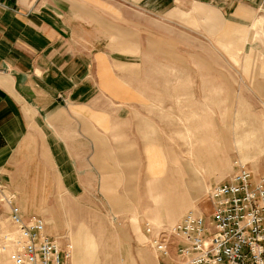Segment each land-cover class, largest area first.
Listing matches in <instances>:
<instances>
[{"label": "crops", "instance_id": "1", "mask_svg": "<svg viewBox=\"0 0 264 264\" xmlns=\"http://www.w3.org/2000/svg\"><path fill=\"white\" fill-rule=\"evenodd\" d=\"M180 3L212 7L210 17L217 20L219 12L240 24L241 36L247 25L260 27L264 14V0H0V174L26 215L37 213L36 206L53 207L60 214L59 207L65 204L77 208V219L87 220L88 207L99 204L119 212L139 206L140 136L157 135L161 142L163 131L161 121L153 129L156 123L139 112L143 106L133 96L142 87L131 84L133 75L126 65L142 60L144 54L129 53L130 41L115 30L128 28L135 18L136 28H145L141 20L146 15H167ZM159 154H148L150 180L165 175L166 161ZM188 165L193 171L190 183L203 184L212 177L192 161ZM169 169L174 172L177 167ZM97 182L106 183L101 198L105 201L98 198L102 186ZM171 186L157 185L150 219L173 222L186 207V194L176 183ZM179 192L178 201L162 206ZM132 221L142 239L139 219ZM80 229L73 235L76 246L90 236ZM110 247L99 255L101 264L106 253L114 251V244ZM0 250V264H12L9 251ZM120 252L117 263L123 264ZM143 261L159 264L153 258Z\"/></svg>", "mask_w": 264, "mask_h": 264}, {"label": "rangeland", "instance_id": "2", "mask_svg": "<svg viewBox=\"0 0 264 264\" xmlns=\"http://www.w3.org/2000/svg\"><path fill=\"white\" fill-rule=\"evenodd\" d=\"M212 9L198 3H182L167 15H146L141 20L145 28H136L135 18L128 28L115 30L120 38L130 41L129 53L144 54L142 60L126 65L133 75L131 84L142 87V92L133 96L143 106L139 112L156 123L151 127L159 128L161 121L163 132L161 142L157 135L154 139L145 133L140 136L136 175L139 206H127L126 211L119 212L99 204L88 207L84 217L87 220L77 219L80 214L72 205H61L60 214L53 207H33L37 212L34 214L52 220L46 222L47 232L73 243V235L81 228L79 231L90 235L86 238L97 242L93 259H89L91 248H86L89 252L82 264H101L99 255L112 244L114 251L106 253L105 264H122L117 263L118 249L123 264H144L143 258H153L160 264L150 246L152 235L146 232L147 224L153 229L173 225L190 209L209 213V189L240 164L255 173H264V14L259 19L260 27L247 25L248 30L241 36L240 24L224 19L219 12L217 20H213ZM228 48L236 51L234 55ZM157 103L163 108L159 109ZM170 103H176V108L170 109ZM150 153H160L165 158L166 172L161 180L147 177ZM189 161L205 176L211 174L210 180L190 183L193 171ZM171 165L177 167L175 173L170 171ZM214 168L218 169L212 173ZM221 171L225 173L223 177ZM174 183L178 191L186 194V207L173 222L150 219L148 214L154 212L157 204L153 196L157 185L173 187ZM100 184L98 198L105 201L101 198L106 183ZM180 197L181 193L175 194L162 206L170 207L175 203L172 199L178 201ZM43 210H48L47 214ZM133 217L139 219L142 239L134 231ZM6 233L16 235L17 227L4 216L0 219V244ZM73 246L77 249L76 244Z\"/></svg>", "mask_w": 264, "mask_h": 264}, {"label": "built area", "instance_id": "3", "mask_svg": "<svg viewBox=\"0 0 264 264\" xmlns=\"http://www.w3.org/2000/svg\"><path fill=\"white\" fill-rule=\"evenodd\" d=\"M207 197L209 213L190 209L173 225L147 224L160 264H264V173L240 164ZM4 216L17 227L0 244L12 264H71V242L47 232L42 216L26 215L0 174V219Z\"/></svg>", "mask_w": 264, "mask_h": 264}, {"label": "bare ground", "instance_id": "4", "mask_svg": "<svg viewBox=\"0 0 264 264\" xmlns=\"http://www.w3.org/2000/svg\"><path fill=\"white\" fill-rule=\"evenodd\" d=\"M71 244H72V248L74 249L73 243H71ZM95 245H98L95 240L90 241V239L86 238L85 236L83 238H81L80 240H78V242H77V249L78 250L76 251V254L74 256L73 264H82L83 258H85V255L89 252L87 249H90V248H91V252H90L91 257H89V259L92 260L94 255L97 253V249L94 248ZM73 249H72V252H73ZM71 256H72V254H71ZM4 260H6V259L4 258Z\"/></svg>", "mask_w": 264, "mask_h": 264}]
</instances>
